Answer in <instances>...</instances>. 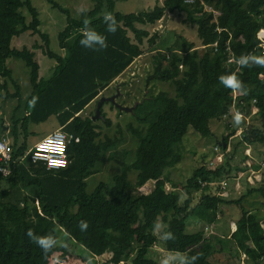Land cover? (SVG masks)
Instances as JSON below:
<instances>
[{"label":"trees","instance_id":"obj_1","mask_svg":"<svg viewBox=\"0 0 264 264\" xmlns=\"http://www.w3.org/2000/svg\"><path fill=\"white\" fill-rule=\"evenodd\" d=\"M48 1L66 15V26L58 35L64 55L50 49L49 34L40 30L39 12L32 0H0V98L20 97V86L16 84L17 91L11 93L5 79L13 80L12 70L6 65L8 58L24 60L32 85L24 119L17 122L24 139L19 143L20 134L16 127L12 129V172L9 176L0 173V264H161L150 256L157 243L159 219L166 224L164 247L184 254L175 264H213L210 258L216 251L213 241L217 236L204 232L210 224L231 238L239 252L246 253V264H264V213L246 208L241 201L244 197L229 199L236 181V174L231 175L236 152L226 151L227 135L223 134L222 142L217 140V147L224 149L222 161L213 167L207 165L208 160L200 163L182 186L187 194L184 201L177 185L166 189L164 175L165 168L181 161L184 135L190 129L204 137L218 132L211 121L226 117L234 104L248 124L235 134L233 144L250 147L264 143V67L237 63L244 55H264V0H163L151 10L138 13L116 11V0H92L93 8L82 11L78 18L55 0ZM205 4L213 9L207 10ZM22 8L30 11V22H26ZM174 11L186 13V19L197 27L201 44L209 49L201 53L195 44L185 41L176 47L160 43L152 51V69L144 76L145 84L171 82L175 94L170 96L162 90L144 96V101L153 99L163 106L159 103L157 118L145 131L133 130L139 142L135 158L127 162V152L115 149L121 138L102 137L100 127L83 112L143 53V40L149 32L137 25L154 24ZM105 13L116 19L115 33L107 31ZM85 19L90 29L106 37L107 48L94 50L80 44ZM27 31L41 37L44 54L57 62L47 80L40 78L35 52L27 46L12 45L15 36ZM157 37L153 34L151 42L155 43ZM231 73L242 81L243 91L233 92L219 82L220 75ZM33 97L38 99L30 107ZM51 115H56L59 126L72 136L67 147L69 163L59 170H48L29 157L21 160L29 149L25 141L28 125ZM248 115L255 120L249 122ZM102 116L110 125L103 111ZM225 127L234 133L229 122ZM213 155L215 147L209 159ZM242 158L253 156L245 154ZM110 159L121 167V172L113 176V184L100 182L87 192V178L101 171ZM253 165L259 167L254 160ZM130 170H136L134 181L128 177ZM222 179L229 191L227 196L218 194ZM150 180L155 182L153 189L138 192ZM198 191L201 196L192 204L193 193ZM247 195L264 206V179L251 185ZM233 204H241L236 219L228 214ZM225 214L229 223H219ZM189 219L199 221L204 229L187 232ZM81 221L87 222L86 230L80 229ZM29 229L37 235L53 236L56 245L44 254L30 241L26 234ZM168 232L175 239L166 237Z\"/></svg>","mask_w":264,"mask_h":264},{"label":"rangeland","instance_id":"obj_2","mask_svg":"<svg viewBox=\"0 0 264 264\" xmlns=\"http://www.w3.org/2000/svg\"><path fill=\"white\" fill-rule=\"evenodd\" d=\"M60 5L67 7L70 10V14L78 18L82 11L93 8L94 2L92 0H55ZM33 5L38 9L39 18L41 20L40 30L49 34L50 49L58 54L64 55L65 51L59 45V32L66 26V15L60 11L57 7H54L48 0H32ZM161 0H116L115 10L122 13H138L140 11H148L154 8L156 5H160ZM207 10L213 8L205 4ZM21 12L26 18V22H30L32 15L27 8H22ZM217 15V11L214 10ZM140 28L148 30L149 36L145 37L142 44L143 53L137 57L132 65L120 75L114 82L105 90H103L98 99L92 101L89 106L84 110V115H89L91 118L96 114L97 101L101 96H111L117 94L116 103L132 107L136 103V107L133 112L123 111L116 107L110 101H104L101 106L100 116L95 117L94 122L100 127L102 137L109 135L110 137H120L121 141L118 142L115 149L119 151L125 150L127 152V162L133 161L135 158V151L139 142L137 134L133 130L142 131L148 127V125L155 121L158 115V105L162 102H157L153 99H144V96L157 95L160 91L165 90L170 96L175 94L174 86L171 82L165 81H153L149 85L145 84V78L147 72L152 69V51L157 47L167 42L166 46L176 47L186 42H192L195 44L196 49L201 53L207 51L209 47H205L201 44L200 37L197 32L196 25L190 23L186 19V13L180 11L168 12V16L157 21L154 24H138ZM153 34H158L155 43H152L150 38ZM129 35L135 40L132 31H129ZM44 44V41L38 34H33L31 31L21 33L15 36L12 40L14 47L21 48L27 46L35 52V59L40 64L39 75L40 78L49 79L56 67L57 62L55 59L48 57L44 54L43 48L40 46ZM6 65L12 70V79L5 78L8 84V88L11 93L17 91L16 84L20 86V97H2L0 98V137L7 142L12 143L13 128L16 127L17 132L20 134L19 143L23 141L24 137L20 131H23L18 121L24 119L26 114L25 106L27 99L32 92V85L30 82V68L25 64L21 58L11 57L6 61ZM1 78V80H5ZM230 113L219 120H212L211 125L214 130L218 132L209 136H201L198 133H193L190 129L186 135L182 138L180 147L182 151V159L174 166L165 168L164 175L167 179L166 189L172 190L177 185V190L181 192V201L187 198V194L184 193L182 186L186 184L189 177L192 176L193 171L199 167L203 160H208L207 165L213 167L217 165L219 159H223V151L221 147H217V140L222 142L223 134L228 136L227 152L235 151V156L232 160L233 171L231 175L236 174V180L234 186L231 187V194L229 199L243 198L242 204L248 209L259 210L264 213V206L252 195H247L248 189L254 183L253 174L257 178L264 179V167L260 170L256 168H246L245 165L252 164V159H243L244 155L250 153L248 146L242 144H233L236 142V135L240 134L242 129L248 124L242 114V119L239 123L234 121V115L237 113L235 110V104L232 105ZM102 111L106 118L110 120V125L104 122L102 119ZM149 111L147 118H144V114ZM254 111L251 112L253 114ZM240 113V112H239ZM247 120L252 122V119L248 115ZM229 122L233 128L234 133L226 130L225 124ZM59 128V121L56 115H51L44 121L30 123L27 127V137L25 141L29 147L34 143L42 139L44 136L55 131ZM235 137V138H234ZM238 142V141H237ZM215 149L216 155H213L210 159L212 150ZM251 154L255 163L259 165L257 168H261V164L264 162V143L256 145H250ZM225 151V152H226ZM225 154V153H224ZM221 156V157H219ZM256 165V166H258ZM102 170H98L97 173L90 175L87 178V192H92L100 182H107L110 185L113 184V176L120 173L121 167L117 161L110 159ZM239 168V170H237ZM246 168V169H245ZM255 170V172L252 171ZM241 175V179L238 180V175ZM136 170L128 171V177L131 181L135 180ZM224 180V179H222ZM221 180V181H222ZM259 180V179H258ZM154 180H150L145 183L144 186L138 188L140 193H148L154 187ZM218 182H216L217 184ZM216 187H213L215 190ZM227 191L223 194L227 195ZM201 196V192L193 193L192 204L196 203ZM241 204H233L229 206L228 214L230 219H236L240 215ZM219 223H229L227 215L219 221ZM233 220L230 221V226H233ZM214 224L206 225L204 232L209 236H217L214 238V246L216 251L211 256L210 260L213 264H246L247 256L242 252H239L234 241L226 236L221 230L216 229ZM217 226V225H216ZM166 224L159 219L155 233L157 235V243L151 249L150 256L155 258L162 264L164 260L168 261V264H175L181 260L184 256L180 254L168 251L164 245L163 240L165 236ZM204 229L203 224L195 219L188 220V226L186 231L192 232L197 229ZM221 239V240H220ZM129 264V263H127Z\"/></svg>","mask_w":264,"mask_h":264},{"label":"built area","instance_id":"obj_3","mask_svg":"<svg viewBox=\"0 0 264 264\" xmlns=\"http://www.w3.org/2000/svg\"><path fill=\"white\" fill-rule=\"evenodd\" d=\"M197 0H184L186 3H194ZM261 77L263 75H260ZM72 136L68 134L62 127H59L55 131L49 133L44 136L42 139L37 141L33 146H31L21 157V160L29 157L32 162H42L48 170H59L64 168L69 163V158L67 154L68 144L71 142ZM75 141H79V138L76 137ZM250 153L247 154L251 156V148ZM216 150V149H215ZM12 145L7 142L5 139L0 138V173L4 176H9L12 172L11 162H12ZM217 151V150H216ZM221 157V156H219ZM252 164L246 165L247 168H255ZM222 159H219L218 162H221ZM15 162V161H14ZM264 167V162L261 164V168H256L257 170H261ZM255 172L254 169H252ZM254 183H258L262 180V178H257L255 174H253ZM241 179V175L239 173L238 180ZM259 179V180H258ZM237 182V180H236ZM216 184V182H214ZM213 184V185H214ZM218 184V183H217ZM221 185V190H219L218 194L227 196L223 194V192L227 191L225 180L219 181ZM228 192V191H227ZM244 253V252H243ZM246 255V253H244ZM247 256V255H246Z\"/></svg>","mask_w":264,"mask_h":264},{"label":"clouds","instance_id":"obj_4","mask_svg":"<svg viewBox=\"0 0 264 264\" xmlns=\"http://www.w3.org/2000/svg\"><path fill=\"white\" fill-rule=\"evenodd\" d=\"M79 11H85V9H80ZM103 21L107 25V31L108 32H110V33L116 32L117 22H116L115 17L111 13H105L103 16ZM83 23L85 25V28L83 29V37L84 38L80 40V44L86 48L94 49V50H100V49L107 48L108 45L106 42V37L98 34L96 31L90 29L88 27L90 22L87 19H85L83 21ZM262 31H264V30H262ZM250 60L252 61L251 63H249ZM237 63L241 66L254 65V66L264 67V55H261V56H245L244 55V56H241L237 60ZM218 79H219V82L221 84H223L227 88H230L233 92L243 91V89H244L242 81H240L238 79V77L235 73H231L228 75H220L218 77ZM37 99H38V97H33L32 100L29 101V106L34 107ZM241 119H242V114L237 112L234 115V121L236 123H239L241 121ZM233 224L234 225L232 226V228L235 231V229H236L235 222ZM79 226H80V229L82 231L86 230L88 228V224L86 221H81ZM26 234L29 237L30 241L32 243L36 244L42 250V252L44 254H47L49 251H51V249L57 243L53 236H51V235H44V236L37 235L31 229H29ZM167 236H171L173 239H175V236L171 232H168L166 234V237ZM193 258H197V257H193ZM162 264H168V261L164 260L162 262Z\"/></svg>","mask_w":264,"mask_h":264},{"label":"water","instance_id":"obj_5","mask_svg":"<svg viewBox=\"0 0 264 264\" xmlns=\"http://www.w3.org/2000/svg\"><path fill=\"white\" fill-rule=\"evenodd\" d=\"M167 16H168V13L165 15V19H166ZM116 97H117V94L111 95V96H101L99 98V100L97 101L96 114H95V116L92 117V119L94 120L95 117L100 116V114H101V106L104 103V101H110L116 107H118L120 110L128 111V112H132L134 110V108L136 107V105H137V103H136L134 106L129 107V106H124V105L118 104V103H116V99H115Z\"/></svg>","mask_w":264,"mask_h":264},{"label":"crops","instance_id":"obj_6","mask_svg":"<svg viewBox=\"0 0 264 264\" xmlns=\"http://www.w3.org/2000/svg\"><path fill=\"white\" fill-rule=\"evenodd\" d=\"M162 1H163V0H161V2H162ZM59 127H60V126H59ZM34 144H35V143H34ZM34 144H33V145H34ZM31 146H32V145H31ZM262 178H263V177H262Z\"/></svg>","mask_w":264,"mask_h":264}]
</instances>
